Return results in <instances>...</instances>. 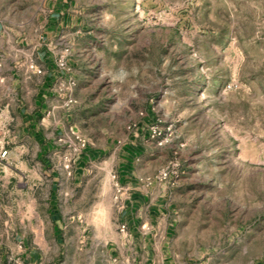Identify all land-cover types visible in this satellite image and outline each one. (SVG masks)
I'll return each mask as SVG.
<instances>
[{
    "label": "rangeland",
    "instance_id": "obj_1",
    "mask_svg": "<svg viewBox=\"0 0 264 264\" xmlns=\"http://www.w3.org/2000/svg\"><path fill=\"white\" fill-rule=\"evenodd\" d=\"M68 1V27L47 35L63 0H0L14 47L45 41L70 67L39 126L51 143L10 129L0 264L33 248L44 264H129L143 238L128 236V145L158 209L140 227L147 264H264V0Z\"/></svg>",
    "mask_w": 264,
    "mask_h": 264
},
{
    "label": "crops",
    "instance_id": "obj_2",
    "mask_svg": "<svg viewBox=\"0 0 264 264\" xmlns=\"http://www.w3.org/2000/svg\"><path fill=\"white\" fill-rule=\"evenodd\" d=\"M69 3L68 0H63V3L61 2L49 16V20L44 26L47 30L45 34L54 33L59 25L68 27L69 20L72 19ZM12 40L9 39L6 27L0 24V52L3 55L0 66V122L2 123L0 140L8 144L12 141L10 136L15 133L10 131L11 128H14L13 125H24L23 130L32 134L35 140L40 137L45 147L51 143L52 137L39 126L43 125L42 121L44 125L47 124L45 123L47 111L52 108L57 109L60 105V97L54 88L58 72L55 61L51 59V48L47 42L42 41L36 47V53L32 52L31 55L24 56L21 50L12 45ZM32 64L41 69L42 73L31 70L30 65ZM139 149L138 146H125L123 160L126 163L120 165L118 169L120 182L130 185L133 190L128 201L130 211L128 236L134 238L138 234L143 238L139 245H134L130 249L129 264H147L150 251L154 250V247H149L148 232L140 230V227L145 223H151L153 221L152 214L158 211L154 204L149 202V196L146 193L133 187L136 184L137 175L130 159ZM144 209L148 211V214H142L141 210ZM52 219H55L54 216ZM55 231L57 232V230ZM23 255L26 264H44L46 261L43 252L35 248L25 250ZM108 259L109 264H124L123 261L117 262L113 259V251Z\"/></svg>",
    "mask_w": 264,
    "mask_h": 264
},
{
    "label": "built area",
    "instance_id": "obj_3",
    "mask_svg": "<svg viewBox=\"0 0 264 264\" xmlns=\"http://www.w3.org/2000/svg\"><path fill=\"white\" fill-rule=\"evenodd\" d=\"M2 61H3V55L0 52V66L2 65ZM56 65H57V69L60 72H64V73L70 72V67H69V63H68V60H67L66 56H62L59 59H57ZM30 69L31 70H37L38 73H42L41 69H38L36 67V65H34V64L30 65ZM71 102L72 101L70 100L69 103H71ZM0 129H2V123L1 122H0ZM9 155H10V151L7 148L6 143H4L3 141L0 140V165H2L8 159ZM120 184L121 183H119V182L116 183V188L119 191L122 190V187L120 186ZM125 229L126 228L124 226L122 228V232H124ZM18 264H23V263L21 262V263H18Z\"/></svg>",
    "mask_w": 264,
    "mask_h": 264
}]
</instances>
